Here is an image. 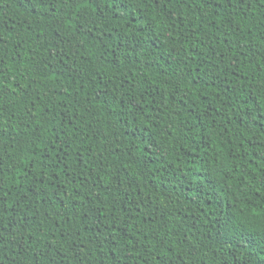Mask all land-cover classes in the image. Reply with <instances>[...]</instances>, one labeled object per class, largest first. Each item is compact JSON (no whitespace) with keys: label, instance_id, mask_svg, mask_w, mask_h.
<instances>
[{"label":"trees","instance_id":"1","mask_svg":"<svg viewBox=\"0 0 264 264\" xmlns=\"http://www.w3.org/2000/svg\"><path fill=\"white\" fill-rule=\"evenodd\" d=\"M91 5L0 0V264H231L217 221L264 208V3ZM230 231L247 255L264 217Z\"/></svg>","mask_w":264,"mask_h":264},{"label":"snow or ice","instance_id":"2","mask_svg":"<svg viewBox=\"0 0 264 264\" xmlns=\"http://www.w3.org/2000/svg\"><path fill=\"white\" fill-rule=\"evenodd\" d=\"M237 2L244 3V0H237ZM28 3L32 4L33 7H35L37 3H44V0H28ZM261 3H264V0H261ZM79 6L85 9L88 7H91L92 6L91 0H79ZM53 10H54L53 18H55V15H54L55 5H53ZM101 14H103V11L101 12ZM8 39L9 37L5 35L2 30H0V50L3 49ZM139 46L142 47V44H140ZM0 64H3V55H0ZM4 67H7V65H4ZM4 76H5V72L3 68H0V94H2L4 91L2 87ZM0 111H2V105H0ZM260 168L264 169V165H261ZM249 180H252L255 183L257 192H264V171H260L259 174L256 175L255 177L249 176ZM248 199L251 200L252 198L249 197ZM229 210L233 213L231 217L222 218L221 220L217 221V223L221 224V229L218 231L220 232L221 239L225 241L224 247H230L233 250H235V252L237 253L234 259L231 257H227L226 259L231 260V264H250L252 253L255 250V248H264V237H262L260 244L255 245V248L254 247L248 248L247 255L241 254V249L245 247V243H247L246 241H243L239 237H237L236 240L233 242V241L227 240L226 237H228L229 235L236 236V233L231 232L230 228L234 224L237 214H242L244 211L250 210L252 215H260L261 217H264V208H261L260 212H257L256 206H253L251 209H249V205L245 203L243 208L233 207V208H230ZM2 212H3V209L2 207H0V220H2L3 218ZM241 218H243V216H241ZM97 227H99V225H97ZM2 235H3V228L0 227V236ZM217 251H222V248H218ZM48 252L49 250L45 249L44 252L40 253V256L43 257L45 253H48ZM259 255L261 256V264H264V251H261ZM169 261H170V257L165 256L164 258H162L161 264H169ZM36 264H39V257L37 258Z\"/></svg>","mask_w":264,"mask_h":264}]
</instances>
